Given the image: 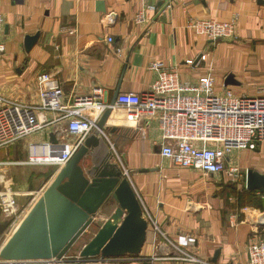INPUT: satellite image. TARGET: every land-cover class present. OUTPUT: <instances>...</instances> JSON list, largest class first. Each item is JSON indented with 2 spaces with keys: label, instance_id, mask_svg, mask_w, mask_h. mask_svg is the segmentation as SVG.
<instances>
[{
  "label": "crops",
  "instance_id": "obj_1",
  "mask_svg": "<svg viewBox=\"0 0 264 264\" xmlns=\"http://www.w3.org/2000/svg\"><path fill=\"white\" fill-rule=\"evenodd\" d=\"M167 4L168 0H0L5 47L0 95L38 105L36 77L48 73L61 86L63 104L91 97L110 105L116 93H148L157 77L150 70L153 63L177 71L185 82L210 74L217 91L264 95V0H173L172 9L164 11ZM139 13L144 18L140 24L135 21ZM110 14L112 24L107 20ZM206 18H236L235 37L212 41L195 36L189 23ZM35 34L38 40L26 52L24 37ZM201 55L205 61L199 60ZM230 74L237 85H225ZM43 116L54 122L16 143L25 160L29 143L51 142L55 131L66 128L65 121H57L58 114ZM104 131L120 159L113 157L112 163L129 171L140 205L155 215L167 238L190 236L194 239L190 254L210 264H246L252 233L243 210L264 212L262 195L245 188L246 171L264 174V144L256 152H232L227 164L241 170L233 181L226 171L207 175L176 169L162 159L156 120L130 123L125 112L116 109ZM246 155L252 162H241ZM153 247L146 244L139 259L154 256L158 261L126 257L112 262L188 264L168 259L165 247Z\"/></svg>",
  "mask_w": 264,
  "mask_h": 264
},
{
  "label": "built area",
  "instance_id": "obj_2",
  "mask_svg": "<svg viewBox=\"0 0 264 264\" xmlns=\"http://www.w3.org/2000/svg\"><path fill=\"white\" fill-rule=\"evenodd\" d=\"M173 0H168L164 11H170ZM110 14L107 20L113 22ZM137 23H143L142 13L135 17ZM236 18L218 20L215 18L194 19L189 29L195 36L218 41L232 39L236 33ZM4 19L0 13V57L5 47L3 43ZM109 43L112 39H107ZM199 60L205 61L201 55ZM191 61H187L190 64ZM150 70L156 79L148 93L119 94L114 105L102 104L91 97L76 98L73 103L63 104V91L59 83L48 73L36 77L39 104L26 105L0 95V150L35 135L47 125L53 123L43 116L46 113L58 114L57 121H65L66 128L53 134L55 142L29 143L28 158L25 161H0V169L7 166H54L56 170L64 167L74 156L84 139L92 133L103 113L111 108L125 112L126 120L138 124L141 120H156L160 133V157L171 162L176 169L200 171L207 175L227 172L233 181L240 176L237 166H228L227 160L234 150L256 152L264 144V95H235L231 90L222 88L217 91L212 75L200 76L195 82L182 81L178 72L166 70L159 63H153ZM96 110L95 114H89ZM105 141L112 158H117L113 143L103 130L99 134ZM67 140L64 143V140ZM122 174L130 182L129 171L119 166ZM55 170V171H56ZM44 191V190H43ZM33 191L22 193L13 190L10 185L0 184V225L6 228L0 234V247L29 210L30 206L43 194ZM33 199L27 205L19 206L20 197ZM143 218L152 233L153 248H167L168 259L188 264H210L190 254L188 249L194 239L179 235L167 238L159 229L153 213L141 204ZM244 219L251 227L250 243L246 248V264H264V212L243 210ZM171 254V255H170ZM66 256V255H65ZM64 256V257H65ZM63 257V258H64ZM54 259L53 264L63 263ZM166 258V257H165ZM131 259V258H130ZM53 260V259H52ZM154 262L159 259L132 258ZM47 261H6L0 264H49ZM114 259L99 264H108Z\"/></svg>",
  "mask_w": 264,
  "mask_h": 264
},
{
  "label": "water",
  "instance_id": "obj_3",
  "mask_svg": "<svg viewBox=\"0 0 264 264\" xmlns=\"http://www.w3.org/2000/svg\"><path fill=\"white\" fill-rule=\"evenodd\" d=\"M38 37V34L24 37L26 52L31 50ZM233 76L230 74L227 77L225 85H237ZM116 97L117 93L111 106ZM112 112L109 108L103 113L95 130L84 139L70 161L46 179L48 185L43 194L1 245V260L62 259L110 201L115 204L113 213L81 256L99 257L101 262L139 258L146 244L151 247L152 233L147 230L140 202L120 167L112 163L108 146L99 135ZM50 141L55 142L53 135ZM245 188L262 195L264 210V174L248 169ZM28 190L32 191V188ZM5 228V223L0 225V234Z\"/></svg>",
  "mask_w": 264,
  "mask_h": 264
},
{
  "label": "rangeland",
  "instance_id": "obj_4",
  "mask_svg": "<svg viewBox=\"0 0 264 264\" xmlns=\"http://www.w3.org/2000/svg\"><path fill=\"white\" fill-rule=\"evenodd\" d=\"M21 147L16 144L6 149L0 150V161H25V157L21 154ZM241 162H252L250 155H246L244 158L240 157ZM84 166H87V162H84ZM56 168L48 165H36V166H7L0 169V184L10 185L13 190L22 193H28V188L31 187L34 197L37 193H41L48 184L45 182L47 178L53 176ZM20 197L18 204L20 207L27 205L31 199ZM115 208V204L110 201L103 210L98 213L94 223L79 237V239L72 246L70 251L63 258L61 264H99L96 262L99 257H83L82 252L86 249L99 229L103 226L105 219L110 216L108 213ZM54 263V262H53ZM58 264V263H57ZM108 264H120L119 262H111Z\"/></svg>",
  "mask_w": 264,
  "mask_h": 264
},
{
  "label": "bare ground",
  "instance_id": "obj_5",
  "mask_svg": "<svg viewBox=\"0 0 264 264\" xmlns=\"http://www.w3.org/2000/svg\"><path fill=\"white\" fill-rule=\"evenodd\" d=\"M53 262H54V259L48 261L49 264H53Z\"/></svg>",
  "mask_w": 264,
  "mask_h": 264
}]
</instances>
